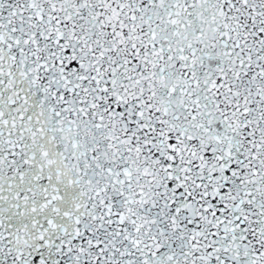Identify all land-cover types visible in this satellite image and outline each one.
<instances>
[{"label": "snow or ice", "instance_id": "obj_1", "mask_svg": "<svg viewBox=\"0 0 264 264\" xmlns=\"http://www.w3.org/2000/svg\"><path fill=\"white\" fill-rule=\"evenodd\" d=\"M0 264H264V0H0Z\"/></svg>", "mask_w": 264, "mask_h": 264}]
</instances>
